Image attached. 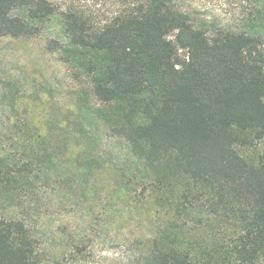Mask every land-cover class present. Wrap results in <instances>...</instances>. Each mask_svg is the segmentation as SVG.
I'll return each instance as SVG.
<instances>
[{
    "label": "trees",
    "instance_id": "1",
    "mask_svg": "<svg viewBox=\"0 0 264 264\" xmlns=\"http://www.w3.org/2000/svg\"><path fill=\"white\" fill-rule=\"evenodd\" d=\"M53 14L48 0H0V38L35 36ZM62 26L67 41L50 48L88 85L90 123L124 142L161 212L141 264H263L264 150L257 161L244 153L264 139L260 38L209 35L174 0H126L101 26L69 10ZM47 137L27 118L0 131V264H48L20 211L56 163Z\"/></svg>",
    "mask_w": 264,
    "mask_h": 264
},
{
    "label": "rangeland",
    "instance_id": "2",
    "mask_svg": "<svg viewBox=\"0 0 264 264\" xmlns=\"http://www.w3.org/2000/svg\"><path fill=\"white\" fill-rule=\"evenodd\" d=\"M48 1L54 14L38 34L0 38V131L27 118L47 134L46 143L57 155L32 194L21 196L20 211L48 264H141L148 237L159 224V206L138 173H132L124 142L90 123L87 110L94 99L88 85L70 77L59 53L50 48L67 41L65 12L83 13L101 26L126 7V0ZM174 2L209 35L220 29L243 32L259 37L264 48V0ZM11 103L18 113H9L8 119ZM15 145L8 141L6 148L19 159L23 154ZM263 150L264 139L244 153L257 161ZM88 158L97 161L87 165ZM122 178L131 180L127 188Z\"/></svg>",
    "mask_w": 264,
    "mask_h": 264
}]
</instances>
